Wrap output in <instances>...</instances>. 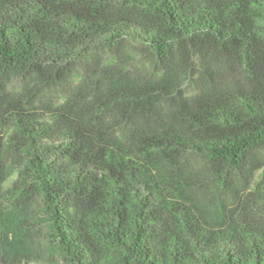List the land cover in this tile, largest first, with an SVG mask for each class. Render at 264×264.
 <instances>
[{"label": "trees", "instance_id": "1", "mask_svg": "<svg viewBox=\"0 0 264 264\" xmlns=\"http://www.w3.org/2000/svg\"><path fill=\"white\" fill-rule=\"evenodd\" d=\"M42 258L264 264V0H0V264Z\"/></svg>", "mask_w": 264, "mask_h": 264}, {"label": "rangeland", "instance_id": "2", "mask_svg": "<svg viewBox=\"0 0 264 264\" xmlns=\"http://www.w3.org/2000/svg\"><path fill=\"white\" fill-rule=\"evenodd\" d=\"M16 82L18 83L19 81L16 80ZM58 97H59V102H61L62 99L64 98V96H58ZM47 239H48V236H46L45 238H43L41 241H44V243H47ZM32 264H45V258L38 259L35 262H33Z\"/></svg>", "mask_w": 264, "mask_h": 264}]
</instances>
